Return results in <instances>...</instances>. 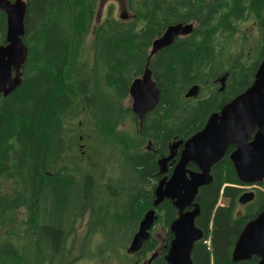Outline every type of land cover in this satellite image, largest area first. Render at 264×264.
Listing matches in <instances>:
<instances>
[{
  "label": "trees",
  "instance_id": "1",
  "mask_svg": "<svg viewBox=\"0 0 264 264\" xmlns=\"http://www.w3.org/2000/svg\"><path fill=\"white\" fill-rule=\"evenodd\" d=\"M98 1L27 0L23 81L0 94V264H67L85 212L82 256L148 264L158 251L150 264H167L170 224L178 217L170 199L156 207L161 240L153 228L138 252L124 251L154 208L163 176L158 161L175 140L202 129L212 112L249 87L264 58V0H126L131 15L109 14L99 22L89 55L85 45ZM242 20L256 25L257 41L255 29L248 35L240 27ZM179 22L193 23L192 32L149 57L154 39ZM6 31L0 10V45ZM236 42L240 52L229 56ZM148 62L161 99L141 125L125 101ZM194 84L199 94L186 97ZM127 117L132 123L123 129ZM228 153L197 196L196 225L204 235L195 243L194 264L259 261L232 259L241 230L264 208V192L239 203L246 183ZM110 224L124 237L117 240Z\"/></svg>",
  "mask_w": 264,
  "mask_h": 264
},
{
  "label": "water",
  "instance_id": "2",
  "mask_svg": "<svg viewBox=\"0 0 264 264\" xmlns=\"http://www.w3.org/2000/svg\"><path fill=\"white\" fill-rule=\"evenodd\" d=\"M0 10L7 16L6 42L0 45V94L7 96L22 84L23 67L29 53L24 41L27 0H0ZM121 18L127 16L122 14ZM193 27V23L170 24L161 36L154 39L149 57L170 46L177 37L190 34ZM224 79L220 78V90L225 89ZM199 90V84H194L186 97H196ZM129 94L133 100L132 110L142 125L146 114L161 99V91L149 62L142 76L133 80ZM232 145L236 148L232 150L230 158L240 181L249 184L264 181V58L249 87L219 111L212 112L202 129L185 140H175L169 154L159 159L163 176L154 191V208L149 209L140 221L138 231L127 248L128 254L138 252L150 239L151 230L158 219L155 207L170 199L178 210V217L170 224L174 237L165 255L166 262L194 264L192 253L195 243L204 235L196 225V218L200 214L197 196L202 186L212 182L213 166ZM172 160H176V163L168 175ZM190 163H194L198 169L189 168ZM254 197V191H247L240 196L239 202L246 204ZM157 254L151 255L148 264ZM252 256H258V264H264V209L245 224L232 252L234 262L248 260Z\"/></svg>",
  "mask_w": 264,
  "mask_h": 264
},
{
  "label": "rangeland",
  "instance_id": "3",
  "mask_svg": "<svg viewBox=\"0 0 264 264\" xmlns=\"http://www.w3.org/2000/svg\"><path fill=\"white\" fill-rule=\"evenodd\" d=\"M109 14L116 16V17H120V15L125 14L127 16V18L131 15V13L129 12L128 7H127L126 0H99L98 6L96 9V13H95L94 25H93V28H92L90 35L87 38L86 45H85L86 46L85 50L88 52L89 55H91V53H92L90 45H91V42L93 39V31L99 22H101V21L105 20L107 17H109ZM242 28L245 31H248L247 34L249 35L250 31H252V30H250L252 28V23L251 22L244 23ZM239 37H240V35H238L236 37V41L239 39ZM258 39H259V33L255 29L253 41H257ZM250 42L252 43L251 38H250ZM248 48H249L248 46L245 47L246 50ZM239 52H240V48H239L238 43L236 42V45L233 47L229 56H231V55L236 56ZM125 105L126 106L132 105V98L131 97L126 99ZM124 122H125V124H123V129H127L132 123L129 117H127V119ZM242 210H244V207H242ZM87 219H88V215H87V212H85L83 214V217L81 219V222H80L75 234L70 239V247H69V251H68L67 264H96V263H98L97 260L90 259L86 256H82L83 255L82 254V245H83V239H84L85 234H86ZM107 229L110 232L115 233V238L117 240H120L122 237H124L123 236L124 235L123 230L118 231L116 229V227L112 226L111 224L107 227ZM154 234L157 235L161 240L162 235H163V227L161 224L158 223L156 225V228L154 229ZM99 236L100 235L97 234L95 237H99ZM126 249L127 248H125L124 251L127 254ZM105 257H106L105 260H109V258H111L107 255ZM85 258H88V259L84 260ZM114 259H110L109 263L114 264Z\"/></svg>",
  "mask_w": 264,
  "mask_h": 264
},
{
  "label": "flooded vegetation",
  "instance_id": "4",
  "mask_svg": "<svg viewBox=\"0 0 264 264\" xmlns=\"http://www.w3.org/2000/svg\"><path fill=\"white\" fill-rule=\"evenodd\" d=\"M248 22H250V21H246V20H242V22L240 23V27L242 28V26L244 25V23H248ZM252 23V22H251ZM254 29H256V25L254 24V23H252V28L250 29V30H254ZM182 147L183 146H181L180 148H179V150L181 151V149H182ZM230 147H232V149H231V151L228 153V151L226 152V154L228 153L229 154V157H230V154H231V152H232V150H234L235 148H236V146H234V145H232V146H230ZM230 147L228 148V150L230 149ZM225 154V155H226ZM177 159H178V157H177ZM176 159V160H177ZM176 160H172V161H176ZM230 160H231V158H230ZM172 161L170 162V165H171V163H172ZM232 161V160H231ZM176 163V162H175ZM233 163V162H232ZM243 186V185H242ZM241 186V187H242ZM243 188V187H242ZM244 189V191H243V193L244 192H247V191H254L255 192V197H254V199L253 200H255L257 197H258V191L260 190L259 188H256V189H253L252 187L251 188H243ZM242 193V194H243ZM241 194V195H242ZM240 198V197H239ZM251 202V201H250ZM264 202V198L262 197V203ZM249 203V202H248ZM247 204V203H246ZM243 205H245V204H243ZM264 209V208H263ZM262 209V210H263ZM261 210V211H262ZM257 216V215H256ZM255 216V217H256ZM158 224V223H157ZM156 224V225H157ZM156 225H155V227L154 228H156ZM153 230V229H152ZM152 232V231H151ZM90 259H94V260H97L98 261V263H96V264H112V263H109V260H105L106 258H101L100 256H94V257H89ZM86 259H88V258H85L84 260H86ZM113 261V260H112ZM114 264H119V260L116 258V259H114Z\"/></svg>",
  "mask_w": 264,
  "mask_h": 264
},
{
  "label": "built area",
  "instance_id": "5",
  "mask_svg": "<svg viewBox=\"0 0 264 264\" xmlns=\"http://www.w3.org/2000/svg\"><path fill=\"white\" fill-rule=\"evenodd\" d=\"M259 188H261L264 191V183L261 186H258Z\"/></svg>",
  "mask_w": 264,
  "mask_h": 264
}]
</instances>
